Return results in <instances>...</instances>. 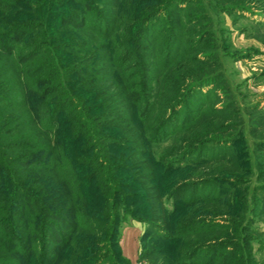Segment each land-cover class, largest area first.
Segmentation results:
<instances>
[{"label":"trees","instance_id":"1","mask_svg":"<svg viewBox=\"0 0 264 264\" xmlns=\"http://www.w3.org/2000/svg\"><path fill=\"white\" fill-rule=\"evenodd\" d=\"M178 1L0 0V264H102L109 256L100 253L102 239L118 248V219L129 214L130 196L112 175L123 168L135 172L139 183L132 188L144 191L152 220L166 224L157 183L146 185L158 182L152 146L188 92L202 84L165 103L151 99L165 88L162 65L170 68L174 90L183 82L172 48L161 65L148 52L155 22ZM259 12L264 17V6ZM257 25L263 32L264 21ZM150 60L153 69L145 67ZM116 78L124 82L122 99L112 89ZM166 103L167 117L153 115L164 113ZM256 143L264 146V137ZM194 229L187 222L164 239L179 249ZM204 246L190 248L180 264H194ZM220 252L208 264H224L230 254Z\"/></svg>","mask_w":264,"mask_h":264},{"label":"rangeland","instance_id":"2","mask_svg":"<svg viewBox=\"0 0 264 264\" xmlns=\"http://www.w3.org/2000/svg\"><path fill=\"white\" fill-rule=\"evenodd\" d=\"M263 6L264 0H180L161 12L148 52L161 65L166 47L172 48L171 59H178L173 66L183 82L174 90L170 68L162 65L165 88L152 102L165 103L173 93L202 84L188 92L161 142L152 146L159 162L158 182L150 178L146 185L157 183L168 221L152 220L144 191L134 190L139 183L132 179L135 172L118 170L112 175L122 178L119 188L130 196L125 200L129 214L123 212L118 219V248L102 239L100 253L109 254L102 264H180L199 244L208 248L194 255V264H208L220 251L230 254L224 264L235 259L264 264V146L256 143L264 137V31L257 25L264 21L259 12ZM169 32L172 37H167ZM155 66L153 60L145 65ZM116 80L112 89L122 99L124 82ZM135 81L142 84L141 78ZM167 104L164 113L156 110L153 115L167 117ZM178 157L175 168H168ZM206 221L212 225L197 227ZM187 222L194 223V234L173 250L164 235ZM162 244L165 249L156 248Z\"/></svg>","mask_w":264,"mask_h":264}]
</instances>
